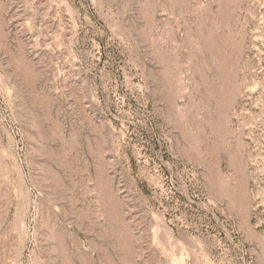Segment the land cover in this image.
<instances>
[{"label":"rangeland","instance_id":"obj_1","mask_svg":"<svg viewBox=\"0 0 264 264\" xmlns=\"http://www.w3.org/2000/svg\"><path fill=\"white\" fill-rule=\"evenodd\" d=\"M0 264H264V0H0Z\"/></svg>","mask_w":264,"mask_h":264}]
</instances>
